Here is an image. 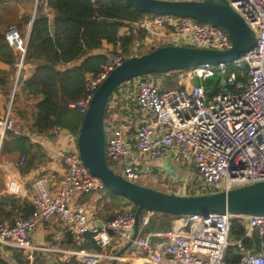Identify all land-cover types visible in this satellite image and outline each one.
I'll return each instance as SVG.
<instances>
[{
    "label": "built area",
    "instance_id": "2783aa9c",
    "mask_svg": "<svg viewBox=\"0 0 264 264\" xmlns=\"http://www.w3.org/2000/svg\"><path fill=\"white\" fill-rule=\"evenodd\" d=\"M98 1L92 0L94 4ZM229 2L256 32L257 45L244 57L230 63L202 64L177 71L180 76L188 74L192 80L225 77L226 87L219 83V91L210 96L204 84L164 89L153 74L139 77L136 82L137 104L152 115L137 129V151L146 157L160 158L166 147H177L181 157L197 169L200 180L197 188L202 190H229L264 181V0ZM125 26L129 32L146 33L143 40L135 41L134 55L141 45L152 46L156 39L166 45L215 49L231 46L230 36L222 27L189 17L152 14ZM26 47L27 43L22 52ZM125 59L119 51L100 72L89 73L86 96L72 107L85 112L102 81ZM18 123L12 96L5 106L0 105V155L6 133L18 132ZM112 127L110 133L106 130V156L109 164L122 162L123 166L119 172L110 166L127 180L141 184L144 172L136 167L135 160H129L132 149L124 130ZM61 130L62 133H55L51 138L55 143L51 152L66 169L57 190L39 181L33 211L28 216L16 217L11 223L0 222V258L8 264H19L10 250L21 251L26 264H36L37 251L59 253L65 263L71 260L81 264L118 261L117 253L107 251L116 236L123 243L133 241L132 246L144 251L150 264H232L226 260L227 249L232 245L243 248V240L254 233L260 239L258 247L244 252L237 264H264V215L189 214L180 217L179 227L150 233L144 232V228L149 226L155 211L143 210L139 233L134 239L135 213L131 208L108 219L103 226L98 225L77 199L100 193L105 185L81 159L78 134ZM24 161L25 156L20 158V164ZM195 194L192 189L188 192V195ZM54 218L75 227L79 233L91 234L99 250L36 245L34 232L43 222ZM235 218L244 221L245 234L232 241L231 227ZM155 237H163V240L154 244Z\"/></svg>",
    "mask_w": 264,
    "mask_h": 264
},
{
    "label": "trees",
    "instance_id": "16d2710c",
    "mask_svg": "<svg viewBox=\"0 0 264 264\" xmlns=\"http://www.w3.org/2000/svg\"><path fill=\"white\" fill-rule=\"evenodd\" d=\"M35 2L36 0H0V62L9 66L8 69L0 67V92L8 100L13 93L22 52L12 47L11 33L13 30L22 32L31 24L33 9L28 7V4L34 5ZM19 4L23 5L25 9L23 12ZM47 9L53 12V16L47 13ZM147 15L152 14L138 12L125 0H99L96 4L92 0H38L23 61L24 64H31L33 68L30 76L25 78L22 74L20 75L13 100V110L18 121H22L28 132L32 134H49L53 129H66L73 134H78L85 112L72 105L85 98L88 74L100 72L104 65L119 54V51L125 55L126 59L133 56L132 48L135 41L143 40L146 33L132 30L129 34L121 35L120 29ZM104 41L118 47L111 53L112 57L106 54L92 55L94 49L102 48ZM154 49L156 48L150 51ZM79 60H82L80 64L74 63ZM21 71L23 73V67ZM153 75L165 76L164 89L183 87L180 85L177 71ZM220 80L219 76L205 81L196 77L194 83L204 84L211 96L219 91ZM213 84L216 86L212 87ZM18 131L6 133L0 161L2 158L25 156V161L19 168L21 174L26 175L43 166L47 156L43 148L34 143L30 136L22 133L19 127ZM100 193H106L112 197L114 205L112 207L115 209L133 204L132 211L136 213L138 206L125 197L111 192L106 187ZM33 209V201H29L28 198L10 193L0 196V222H13L18 215L28 216ZM175 216L157 212L151 218L145 232L169 230L172 225L169 218ZM244 234V221L235 218L231 227V240H238ZM80 235L82 241L75 245L77 249L99 250L91 234L80 233ZM259 242L257 233H254L251 238L243 240V248L237 245L230 246L226 252V260L237 264L242 254L250 249H256ZM15 256L13 255V258L19 264H26L24 257L21 259L18 254ZM0 264L8 263L0 258ZM69 264L78 263L71 261Z\"/></svg>",
    "mask_w": 264,
    "mask_h": 264
},
{
    "label": "water",
    "instance_id": "95a60500",
    "mask_svg": "<svg viewBox=\"0 0 264 264\" xmlns=\"http://www.w3.org/2000/svg\"><path fill=\"white\" fill-rule=\"evenodd\" d=\"M125 1L138 12L173 14L220 26L230 36L231 46L227 49H215L167 44L142 55H133L116 66L99 85L84 113L77 137L78 148L84 164L102 180L108 190L125 197L138 206L135 213L133 239L139 233L140 216L143 210H153L176 216L207 215L216 212L264 215V181L229 190L182 195L131 182L110 166L105 152V114L108 102L118 87L131 79L149 74L186 70L202 64L230 63L244 57L257 45L256 32L231 6L229 0ZM37 3L38 0L35 2L33 19L26 38L27 44L36 15ZM25 52H23V58ZM17 83L18 80L15 87ZM226 85L225 77H222L220 86L226 87ZM166 149H172V147H166ZM96 223L103 226L100 221H96ZM132 244L133 241L121 248L117 252V256L121 258ZM116 263L117 259L110 264Z\"/></svg>",
    "mask_w": 264,
    "mask_h": 264
},
{
    "label": "crops",
    "instance_id": "0c3cea01",
    "mask_svg": "<svg viewBox=\"0 0 264 264\" xmlns=\"http://www.w3.org/2000/svg\"><path fill=\"white\" fill-rule=\"evenodd\" d=\"M32 7L28 4V7ZM19 8L21 12L25 9L23 5L19 4ZM50 12H52L50 10ZM53 16V13L50 15ZM29 29L31 25L28 26ZM127 26L122 27L120 29L121 35L129 34L127 31ZM28 29V32H29ZM19 32V31H18ZM17 30H13L11 33V37L20 38ZM28 35V34H27ZM27 35H25L27 37ZM14 39V38H13ZM12 47L16 51H20L21 47L14 46L11 41ZM114 44L108 43L104 41L102 48L94 49L91 53L94 54H106L108 57H112V52L114 49H117ZM119 50V49H118ZM82 60L74 62L75 64H80ZM0 67L4 69H8L9 66L3 62H0ZM31 70H28V74L25 76H30L32 72L33 66L29 67ZM156 82L162 83L159 79V76L154 77ZM165 78V76H164ZM136 79L133 82H127L123 84L120 89L112 96L111 101L108 106L107 115H106V124H107V133H110L112 130V126L122 128L124 130L127 143L131 147V155L129 156V160L136 161V167L144 172L143 181L141 184L148 185L153 188H157L166 192H174L177 194H182L179 191H172L169 187L164 183V180H167L171 183H175L178 180H181L188 175H193L192 168L187 172V174L182 177L175 173L166 174L163 173V162H173L177 159L181 160V152L177 147H172V149H165L162 157L160 158H151L146 157L144 155H140L135 147V136L137 133V129L145 120H149L152 118L151 112L148 110H143L138 104L135 95L137 96V87ZM164 82V80H163ZM133 83L134 87L132 86ZM181 83V81H180ZM132 90H128V86H130ZM163 85V84H161ZM164 87V86H162ZM125 93L134 94V103L131 106L127 100V97L124 95ZM8 102L7 97H5L2 92H0V105L5 106ZM19 130L22 133L27 134L31 137V140L34 143L39 144L46 153L47 161L46 163L37 168L36 170L22 175L20 172V157L15 158H2L0 161V196L6 193L17 194L19 197L28 198L29 201H33V197L36 192V185L39 181H44L46 185L49 186L51 190H57L61 179L66 173L65 166L61 162L60 159L53 156L51 149L55 146V143L51 140L52 135L55 133H62L61 129H53L49 134H32L28 132V129L23 125L22 121H18ZM22 125V129L20 126ZM17 127V128H18ZM19 132V131H18ZM63 137V135H61ZM189 164V163H188ZM115 167L121 168L123 166L122 162H117L114 164ZM191 165V164H189ZM192 166V165H191ZM115 169V168H114ZM118 171V170H117ZM192 178V177H191ZM183 193V195H185ZM105 196V198H103ZM77 203H81L88 210L93 221H100L101 223H105L108 219H110L113 215L117 214L116 208L112 207L113 200L112 197L106 193H93L90 195H84L81 199H77ZM132 209V207H130ZM116 212V213H115ZM157 214L152 216L154 217ZM19 216V215H18ZM21 216V215H20ZM181 216H175L169 218L171 221V228L179 227L182 224ZM16 218V217H15ZM14 218V219H15ZM8 222V221H5ZM11 223V222H10ZM170 228V229H171ZM147 229L144 228V232ZM148 232V231H147ZM150 233H157L155 231H151ZM34 242L38 246H44L48 248H61V249H77L75 247L76 244L82 241V237L77 229L73 226L65 224L63 221L54 218L48 221L43 222L38 226L33 236ZM163 240V237H155L153 238L154 244H158ZM128 243H123V241L116 237L112 243V245L108 248V252L117 253L121 248L126 246ZM10 254L15 256L18 254L21 259L25 256L21 251L18 250H10ZM21 254V255H20ZM16 257V256H15ZM75 261V260H71ZM70 261V262H71ZM63 262L62 256L59 253L52 251H37L36 255V263L37 264H69ZM78 264H81L78 261H75ZM112 261L104 262L102 264H110ZM150 264L148 258L145 256V252L137 249L135 246H131L126 250L123 256L117 261L116 264Z\"/></svg>",
    "mask_w": 264,
    "mask_h": 264
},
{
    "label": "rangeland",
    "instance_id": "374dc122",
    "mask_svg": "<svg viewBox=\"0 0 264 264\" xmlns=\"http://www.w3.org/2000/svg\"><path fill=\"white\" fill-rule=\"evenodd\" d=\"M32 7H31V9H33V12H34V9H35V3H34V5H31ZM47 13H49L50 15L53 13V12H50V10H48L47 9ZM28 29H29V27H25L23 30H22V32H18V34H19V36H20V38L18 37V38H15V37H11V41L13 42V44H14V46H17V47H21V51H22V48H25V44H26V42H27V37L26 38H24V36L25 35H27L28 34ZM137 32H139V30L137 31ZM162 44H164V42L162 41V40H157L156 39V41L154 42V45H141L140 47H139V49L136 51L137 53H136V55H139V54H142V53H147V52H150V50L152 49V48H157V47H159V46H161ZM132 53H133V51H132ZM23 61H24V58H23V52H21V63H20V68H19V66H18V71H17V73H16V81L20 78V75L22 74V76L23 77H25V74H28L29 72H28V70H31L29 67L31 66V64H24L23 63ZM22 64V65H21ZM21 67H23V73H22V71H21ZM184 75H182V76H180V74H179V78H180V81H181V83H180V85H182L183 87H181V88H185L186 87V85H190V84H193L194 83V80H192V79H190V78H188L189 77V75L188 74H185V73H183ZM28 77V76H27ZM138 78V77H137ZM136 78V79H137ZM159 79H160V81L162 82L161 84H163V85H165L166 84V82H165V78H164V76H159ZM163 80H164V82H163ZM179 81V82H180ZM129 82V81H128ZM127 83V82H126ZM15 84H16V82H15ZM132 84V86L134 85L133 83H131ZM131 84H129L130 86H128V90H132V89H130L131 88ZM216 85L215 84H213V86L212 87H215ZM134 87V86H133ZM16 88V89H15ZM15 89V90H14ZM14 89H13V93H12V95H11V97L13 96V100H14V94H15V92H16V90L18 89V83H17V85H16V87L14 86ZM126 97H127V100H128V102H129V104L131 105V106H133V103H134V94H131V93H125L124 94ZM10 97V98H11ZM135 97H136V95H135ZM10 98H9V100H10ZM133 98V99H132ZM8 99V98H7ZM105 119H107V118H105ZM105 126L107 127V124H106V120H105ZM106 130H107V128H106ZM111 165L113 166V168H115L116 170H118V172H119V168H117V167H115V165L114 164H112L111 163ZM192 168V171H193V175H188L187 177H184L186 174H187V172L190 170ZM163 173H166V174H171V173H175V174H177V175H180V176H182V177H184L182 180H181V182L178 180L177 182H175V183H171L170 184V182L169 181H167V180H164V183L169 187V189L170 190H172V191H179V192H181L182 193V195H183V193H185L186 192V194L185 195H188V192H189V190L190 189H192L193 191H195L196 192V194H203V193H210V192H216L215 190H213V189H206V190H202V189H200V188H197V187H199L200 186V184H197L200 180H199V174L197 173V169L194 167V166H191V165H189L188 164V162H187V160H185V159H181V160H179V159H177V160H175V161H173V162H163ZM192 177V178H191ZM143 181V180H142ZM142 183V182H141ZM197 188V189H196ZM133 204H131V205H129V206H127V207H122V208H118V209H116V212L118 211V213H122L125 209H127V208H130V207H133L132 206ZM115 212V213H116ZM116 237H118V236H116ZM115 237V238H116ZM35 243V242H34ZM37 264V263H36ZM120 264V263H119Z\"/></svg>",
    "mask_w": 264,
    "mask_h": 264
}]
</instances>
